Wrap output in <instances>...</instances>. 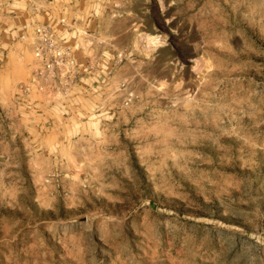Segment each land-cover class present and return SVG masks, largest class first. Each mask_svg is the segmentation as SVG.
<instances>
[{"label": "rangeland", "instance_id": "1", "mask_svg": "<svg viewBox=\"0 0 264 264\" xmlns=\"http://www.w3.org/2000/svg\"><path fill=\"white\" fill-rule=\"evenodd\" d=\"M34 1L0 0V264H264V0Z\"/></svg>", "mask_w": 264, "mask_h": 264}, {"label": "built area", "instance_id": "2", "mask_svg": "<svg viewBox=\"0 0 264 264\" xmlns=\"http://www.w3.org/2000/svg\"><path fill=\"white\" fill-rule=\"evenodd\" d=\"M31 8L38 9L34 0H30ZM64 21L52 20L50 23L37 26L32 36V55L36 65V78L44 81L55 79L56 73H62L66 68H73L74 50L68 47L60 37L59 28ZM74 70H67L63 77H70ZM27 87H25V90Z\"/></svg>", "mask_w": 264, "mask_h": 264}]
</instances>
